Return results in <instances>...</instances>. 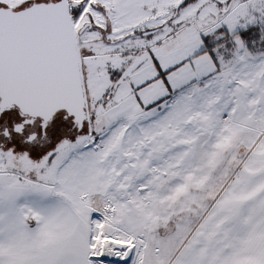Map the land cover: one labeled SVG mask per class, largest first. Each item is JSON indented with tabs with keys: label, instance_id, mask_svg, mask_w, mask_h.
Instances as JSON below:
<instances>
[{
	"label": "snow or ice",
	"instance_id": "6c2138e0",
	"mask_svg": "<svg viewBox=\"0 0 264 264\" xmlns=\"http://www.w3.org/2000/svg\"><path fill=\"white\" fill-rule=\"evenodd\" d=\"M0 264H264V0H0Z\"/></svg>",
	"mask_w": 264,
	"mask_h": 264
}]
</instances>
